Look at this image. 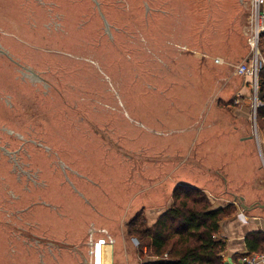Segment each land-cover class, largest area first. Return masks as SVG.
Returning a JSON list of instances; mask_svg holds the SVG:
<instances>
[{"label":"rangeland","instance_id":"1","mask_svg":"<svg viewBox=\"0 0 264 264\" xmlns=\"http://www.w3.org/2000/svg\"><path fill=\"white\" fill-rule=\"evenodd\" d=\"M249 3L0 0V264L116 262L135 215L150 227L211 162L253 175L189 142L214 60L247 51Z\"/></svg>","mask_w":264,"mask_h":264},{"label":"crops","instance_id":"2","mask_svg":"<svg viewBox=\"0 0 264 264\" xmlns=\"http://www.w3.org/2000/svg\"><path fill=\"white\" fill-rule=\"evenodd\" d=\"M247 20L249 23V18L244 23L245 33ZM246 48L247 51L238 62L223 58L214 60L213 63L217 65L215 67L218 76L215 81L217 86L207 97L205 108L198 114L199 125H196L198 120L193 121L189 136L192 150H201L207 159L208 156L211 160V157L220 158L225 155L224 148L230 145L238 150L235 156L239 154V158H244L245 162L248 159L254 161L253 175L250 176L235 175L233 169L229 167V170L225 169V163L218 167L221 162H211L214 165L210 170L214 174L203 175L202 186L185 185L201 190L212 206L210 209L231 211L228 217L220 220L219 230L215 235L225 243L221 253L225 264H240L243 257H246L245 239L248 235L254 233L264 236V168L260 162L261 160L264 164V116L258 117V105L254 106L250 99L249 79L235 73V68L250 58L251 53L247 46ZM180 184L182 183H178L177 186ZM240 198L243 199L242 203L252 206V209L244 211L240 206ZM148 212L156 213V217L159 218L165 211L157 208ZM155 221L153 220L150 226ZM123 238L127 241L125 235ZM110 241L112 246L115 245V238ZM135 241L136 244L130 239L129 243L134 252L119 254L116 262L112 247V254L110 257L108 255L106 264H144L157 259L155 256L147 255L149 253L147 247L135 250L134 248L139 246V241ZM261 245L264 247V243Z\"/></svg>","mask_w":264,"mask_h":264},{"label":"trees","instance_id":"3","mask_svg":"<svg viewBox=\"0 0 264 264\" xmlns=\"http://www.w3.org/2000/svg\"><path fill=\"white\" fill-rule=\"evenodd\" d=\"M260 52L264 56V35L260 39ZM258 117L264 116V69L258 75ZM174 203L150 227L140 220L139 213L127 225V233L136 236L139 250L147 247L156 260L144 264H225L221 253L223 240L215 237L219 222L228 217L230 210H212L209 200L196 189L179 186L174 190ZM197 194V196L192 195ZM178 198H183L178 200ZM247 255L262 254L264 236L250 234L245 239Z\"/></svg>","mask_w":264,"mask_h":264},{"label":"built area","instance_id":"4","mask_svg":"<svg viewBox=\"0 0 264 264\" xmlns=\"http://www.w3.org/2000/svg\"><path fill=\"white\" fill-rule=\"evenodd\" d=\"M249 23L246 28L247 45L251 56L235 68L238 76L247 77L257 101L258 75L264 69V56L260 52V39L264 35V0H250ZM136 243V242H135ZM240 264H264V254L247 255Z\"/></svg>","mask_w":264,"mask_h":264},{"label":"water","instance_id":"5","mask_svg":"<svg viewBox=\"0 0 264 264\" xmlns=\"http://www.w3.org/2000/svg\"><path fill=\"white\" fill-rule=\"evenodd\" d=\"M179 186H183V184H180V185H178L177 187H179ZM243 202V199H241L240 198V203H241V208L244 210V211H249V210H251L252 209V206H247V205H245L244 203H242Z\"/></svg>","mask_w":264,"mask_h":264}]
</instances>
